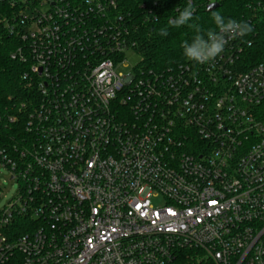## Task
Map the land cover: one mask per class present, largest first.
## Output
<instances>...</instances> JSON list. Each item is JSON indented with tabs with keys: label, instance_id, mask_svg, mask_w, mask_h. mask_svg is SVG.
<instances>
[{
	"label": "built area",
	"instance_id": "1",
	"mask_svg": "<svg viewBox=\"0 0 264 264\" xmlns=\"http://www.w3.org/2000/svg\"><path fill=\"white\" fill-rule=\"evenodd\" d=\"M0 7L36 91L0 110L9 127L25 115L22 146L0 148L21 184L0 264H264V62L241 70L245 36L209 63L124 75L136 51L117 0Z\"/></svg>",
	"mask_w": 264,
	"mask_h": 264
},
{
	"label": "trees",
	"instance_id": "2",
	"mask_svg": "<svg viewBox=\"0 0 264 264\" xmlns=\"http://www.w3.org/2000/svg\"><path fill=\"white\" fill-rule=\"evenodd\" d=\"M119 10L129 15L127 22L131 23V42L141 57L140 66L144 70L170 71L178 66L191 62L183 55L181 43H191L196 32L193 28L182 26L169 28L167 36L158 34L159 29L167 26L169 18L176 17L188 0H117ZM195 6L194 23L205 33L209 29L218 30L212 19L214 13H219L228 19L243 21L252 26L253 31L245 38L251 45L245 49L242 71L264 62V0H191ZM217 3L219 9L208 13L209 5ZM1 10V7H0ZM129 23V24H130ZM0 110L17 113L24 104L35 103L36 91L29 87L23 79L25 68L10 59L14 45L10 37L0 28ZM18 127L0 125V148L8 152L13 145L22 146L24 134V116ZM27 220L17 217L10 230L23 232V223ZM9 230V231H10ZM6 231V232H9Z\"/></svg>",
	"mask_w": 264,
	"mask_h": 264
},
{
	"label": "clouds",
	"instance_id": "3",
	"mask_svg": "<svg viewBox=\"0 0 264 264\" xmlns=\"http://www.w3.org/2000/svg\"><path fill=\"white\" fill-rule=\"evenodd\" d=\"M177 11L179 14L174 18H169L167 26L159 29L158 34L167 36L169 28H180L182 26L193 28L196 35L193 37L191 43L188 41L182 42L181 48L187 60L198 64L209 63L218 57L224 51L229 38L243 37L253 31L252 26L246 22L235 19L225 21L224 17L219 13H214L212 19L218 31L209 29L201 34L202 30L200 26L190 23L195 13V6L191 0H188V3L182 10L177 9Z\"/></svg>",
	"mask_w": 264,
	"mask_h": 264
},
{
	"label": "rangeland",
	"instance_id": "4",
	"mask_svg": "<svg viewBox=\"0 0 264 264\" xmlns=\"http://www.w3.org/2000/svg\"><path fill=\"white\" fill-rule=\"evenodd\" d=\"M127 68H119L117 71L124 75H131L133 68L141 63V57L134 51L126 52ZM21 184L18 180H11L10 171L0 166V212L6 210L9 205L15 202L20 193Z\"/></svg>",
	"mask_w": 264,
	"mask_h": 264
},
{
	"label": "water",
	"instance_id": "5",
	"mask_svg": "<svg viewBox=\"0 0 264 264\" xmlns=\"http://www.w3.org/2000/svg\"><path fill=\"white\" fill-rule=\"evenodd\" d=\"M219 7H220L219 4H217V3H213V4H211V5L208 6V8H207V12H208V13L214 12V11H216L217 9H219Z\"/></svg>",
	"mask_w": 264,
	"mask_h": 264
}]
</instances>
